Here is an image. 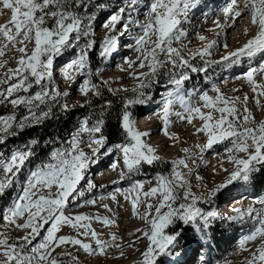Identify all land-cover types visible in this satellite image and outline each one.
<instances>
[{"label":"snow or ice","instance_id":"6c2138e0","mask_svg":"<svg viewBox=\"0 0 264 264\" xmlns=\"http://www.w3.org/2000/svg\"><path fill=\"white\" fill-rule=\"evenodd\" d=\"M198 3L199 0H150L149 4L144 5L146 20L141 23L131 15L132 11L140 7L141 0H125V6L110 15L104 23L108 32L99 44L101 58H107L115 53L130 25H137L143 32V35L135 38L136 50L138 52L144 50L143 58L137 59L140 61V67H144L147 62L149 70L147 73L135 74L139 82L136 88L132 89L134 98L123 100L121 128L126 134V142L108 146L103 152V155H108L119 150L124 167L129 172L143 162L152 164L160 159L155 154L156 150L144 140L150 133L137 129L136 121L129 110L133 105L145 103L144 98L137 94L145 87V80L150 81L163 66L164 61L159 59V54H165L174 69L189 68L193 72L205 71V68L192 67L191 60L197 56L204 60L211 55V50L217 43L216 40H206V37L200 35L198 38L206 42L189 58H185L178 48L171 46L173 40H180L185 35L180 25L187 20L190 10L194 9ZM0 4L3 9L10 10L11 13L6 23H0V57H4L10 49L20 53L16 67L8 70L6 79L0 80V84L7 85L6 89H0V103L6 102L13 109L20 106L27 108V115L19 118L15 113L6 117L0 116V143H3L7 136L15 134L16 129L22 130L31 126L32 123H40L51 115V105L47 107V110L41 109L40 105H44L46 101L58 103L60 96L68 95L67 92L61 93L56 87H49L54 72V60L66 49H72L82 37L90 35L95 13L87 14L94 0H0ZM95 6L98 9L105 7L98 3ZM81 9L84 12H81ZM245 11L250 13V22L257 30L242 46L221 57V62L235 65L243 58L251 59L257 53H264V0H244L242 8L238 0H230L223 8L225 22L241 17ZM125 13H128V20L123 23V31L117 35L116 26L123 21ZM50 22L53 23L50 24ZM214 24L220 31L226 26L219 21H215ZM150 33H154L157 38L151 49H144ZM245 33L247 34V29ZM28 43L33 44L30 53ZM224 47L227 48V44ZM92 48L93 41H89L76 57L67 63L63 72L64 78L73 83L76 82L77 76L88 77L79 87L81 95L84 96H88L89 93L93 96L101 95L99 86L91 81L93 73L89 66V52ZM6 63L7 61L0 60V68ZM129 66L131 67V64ZM101 70L97 69V74ZM259 75H264V63H261L258 68L249 67L243 73V79L252 85V92L256 94L257 105L261 104L258 97H264V83H258L256 79ZM188 78L183 71L178 75L176 72L172 73L170 83L174 88L161 100L162 109L159 119L163 124L164 135H169L167 129L172 115L180 120L186 118L189 123H192L193 114H195L203 121L202 126L196 128V132H203L207 136L205 144L197 145L199 151L204 152L212 148L214 144L229 141L231 146L227 147L226 151L229 153V161L234 163L235 168L229 172L222 183L209 192L207 200L202 201L201 197L191 192L190 184L178 170L180 165L187 166L185 159L173 160L171 172L158 176L157 186L143 193L146 198H155L157 203L153 205L151 202H146L142 214L138 213L137 206L142 203L140 190L143 185L136 182L125 190V199L131 200L133 215H140V218L150 226L148 230L136 229V232L141 233L149 242L146 250L141 254V264H158V257L173 253L180 232L170 234L166 230L176 221H182L186 225L190 223L196 225L197 230H200L199 222H203V228L206 229L210 219L217 213L204 212L197 207V204L211 203L213 197L228 189L230 185L247 181L257 165H264V120L255 122L246 106L249 100L247 94L243 97L245 115L241 119L237 108L240 97H226L220 93L219 88L214 89L215 97L203 93L200 95L202 105H193L190 99H186L182 94L183 83ZM34 86H38L40 90L30 93ZM109 91L112 90L109 89ZM125 91L128 90L125 89ZM177 101L183 107V113L173 112L172 105ZM85 103L89 104L90 101ZM59 107L66 111L69 106L62 104ZM110 107L111 101H106L102 111ZM202 108L209 111L204 112ZM213 111L221 114L218 119H213ZM249 122H252L251 126ZM103 124V118L97 119L91 126L87 118L83 119L68 142L69 146L52 152L49 162L30 173L21 194L3 215V219L8 224L19 229H30V231L16 240H11L7 233L0 232V264H60L57 256L53 255V251L65 244L79 246L89 255H104L112 247H121L120 244L115 243L119 239L115 233L111 234V240H104L100 238L96 230L91 228L90 223H85V221L96 219L109 225L115 224V220L107 216L65 215L68 201L70 199L75 201L77 197L84 196V190L78 186L85 179L88 168L98 162L97 157L106 147L107 137L103 134ZM84 134L88 135L87 148L90 152L80 147ZM31 143L35 144L36 141L33 140ZM183 151L191 154L187 148ZM233 153H244L245 157H239ZM31 155L32 150L29 147L27 150H17L11 154L10 158H0V170L3 171V177L0 178V195L13 184ZM111 166L115 169L117 164L114 162ZM225 171L228 170L225 169ZM120 179H125L124 171H121ZM95 187L92 180L88 179L87 189L90 191ZM120 191L117 188L115 193L110 194L111 199L116 200V193ZM132 193L136 195L133 196ZM86 203L95 204V200H87ZM253 203L259 204L261 211L254 217L256 223L253 230L239 241V248L249 252L246 245L259 240L260 243L250 251L246 264H264V199H254ZM104 207L107 209L108 205L105 204ZM231 211L233 214L226 216L225 219L234 222L246 216L252 217L254 209L252 206L247 209L236 207ZM24 217L26 218L22 223L17 222L19 218ZM49 224L50 227H47L46 234L40 243L33 246V241L40 235V230ZM64 224L70 225L77 230L78 236L87 239L58 235L60 226ZM136 239L138 241L140 236ZM27 249L30 251H26ZM170 264H175V261H171Z\"/></svg>","mask_w":264,"mask_h":264},{"label":"rangeland","instance_id":"374dc122","mask_svg":"<svg viewBox=\"0 0 264 264\" xmlns=\"http://www.w3.org/2000/svg\"><path fill=\"white\" fill-rule=\"evenodd\" d=\"M229 2L230 0H199L197 6L190 10L187 20L183 21V23L180 25V28L185 32V35L180 40L172 41L171 46L178 48L185 58H189L193 52L197 51H189V48H191L194 42L197 41V36L199 37L200 35H203L207 40H216L217 43L211 50L210 56L206 57L204 60H201L199 57H197L196 62L191 63L192 67L195 68H197V63H209V65L205 67V71L193 72L189 68L174 69L173 65L168 62L167 56L163 53H160L159 59L164 61L163 66L158 69L157 74L153 76L150 81L145 80V87L141 89L140 93L137 94L144 98L145 103L133 105L129 110L136 121L137 129L139 131H146L150 133V135L145 137L144 140L151 146L153 138L160 137V134L163 132L162 121L160 119L156 121L155 119L162 109V98L174 88V86L170 83L173 72H176L178 75L181 71H183L188 75L189 78L184 81L182 86V94L186 99H190L193 105H202L203 102L200 101V95L203 93H207L209 96L215 97L216 92L214 89L219 88L220 93L226 97H240V101L237 103V108L239 110L241 119L243 115H245L243 111V97L247 94L249 100L247 101L246 106L252 113L255 122L264 120V97H258L261 101V104L257 105V97L256 94L252 92V85L243 79V73H245L249 67L258 68L261 63H264V53H257L251 59L243 58L240 63L235 65L221 62V57L226 55L227 52L233 51L236 48L242 46L243 43H245L247 39L254 35L255 31L257 30L256 27L251 24L250 13L247 11L243 12L242 16L237 18V21L233 26L227 28L226 26L231 22V19L225 22L223 8L226 7ZM149 3L150 0H141L140 7L137 10L131 12L133 18L139 20L141 23L145 22L146 9L144 5ZM238 3L242 8L244 0H238ZM100 4H103L105 7L102 9L95 8L97 10H91L89 13L87 12L89 15L95 13V19L91 25L90 35L87 37H82L72 49H66L61 56L54 60V72L49 87H56L61 93L67 92L68 95L60 96L58 98V103L46 101L44 105H40L41 109L45 110L49 105H51V107L54 109L56 108L57 110H63L61 107H59V105L62 104H67L69 106L68 109L79 108L81 105H85L86 101H90L91 93L85 97H81L79 93V87L81 83L88 77L84 75L77 76L76 82L73 83L64 78V70H61L65 69L67 62H70L72 59H74L77 53L82 48H84L89 41H93V48L89 52L90 68L91 64L95 63L96 61L99 62L97 68L92 70V83L97 84L96 82H101L108 90H112L109 91L112 95H117L123 100L124 98H134L132 89L136 88L139 82L135 74L141 72L147 73L149 70L147 62H145L144 67H140V61L137 58H143V55H138L139 53L136 51V49H133L131 53L127 54L129 58L131 55L137 56L136 60L129 69V73H125L124 76V78L129 79L128 82H131L130 85L119 88L117 87L119 84L115 83L117 80H111V82L114 84L107 81L108 76L117 71L119 67L118 64H109L110 61L118 58H121L123 61L127 56L126 53L123 55L120 54L119 52L121 49L118 48L121 46V44L124 45L134 40L126 41L125 36L127 34H124L119 42L120 45L118 44L119 47H117L113 55L107 58H101L99 55V44L107 33V28L104 27V22L107 21L110 15L115 13L120 7L125 6V0H102V3ZM90 9H92V7ZM81 11H83V9H81ZM10 15V10L3 9L2 4H0V23H6L10 19ZM248 18V24L243 25L242 28H239ZM127 20L128 13H125L123 21L120 23L122 27L123 23L127 22ZM215 21L226 24L222 31L214 28ZM51 23L53 22H50V24ZM122 27H116L117 35L120 34L119 31L122 29ZM129 27L135 29V37L143 34L142 30L137 25H130ZM245 29H247V34L245 33ZM95 37L99 38V40L94 39ZM149 37L152 38V46H149V49H151L154 46L153 42H155L157 37L154 35V33H150ZM198 40L200 39L198 38ZM204 42H200L199 45L203 46ZM225 44H227V48L224 47ZM27 47L30 53L33 44L28 43ZM146 49H148V47ZM140 52L144 54L142 50ZM19 55L20 53L15 51V49H10L6 52L4 57H0V60L7 61L5 66L0 68V80L6 79L8 70L14 69L16 67L17 58ZM213 61L216 63H212ZM97 69L102 70L97 74ZM160 77L165 78V80L158 84L157 78ZM256 79L258 83H264L263 75L257 76ZM105 81L106 83H104ZM69 82H71V84H69ZM45 83H47V81H45ZM6 87L7 85L0 84V89H6ZM125 89L128 91H125ZM39 90L40 89L38 86H34L30 90V93H34L35 91ZM190 93L191 95L189 96ZM0 104L8 103L5 102ZM178 104L179 102L177 101L172 105L173 112H180L176 111L175 108ZM11 110V112L0 116L6 117L15 113L17 118H19L27 115V108L24 106H20L15 109H13L11 106ZM202 111L208 112L209 109L202 108ZM181 113H183V111ZM212 115L213 119H218L221 114L219 112L213 111ZM185 116H187V113H185ZM85 118L88 119L89 126L94 124L97 119H100L97 115L91 118L84 116L77 117L74 121L75 127L72 129V131H70L62 139L57 138L55 143H52L53 146L44 147L41 150L33 148L34 144L31 143L33 140H28L27 144H23V142H21L22 145H14L9 147L8 142L10 138H13L16 134V130L19 129L15 130L14 135L7 136L4 142L0 143V158L4 159L10 158L11 154L17 150H27L29 147H31L32 150V155L23 165L21 172L15 178L13 184L6 189L4 194L0 195V232L7 233L11 240H16L18 237H23L26 232L30 230L19 229L14 225L8 224L3 219L4 213L10 206H12L18 195L21 194L22 187L26 183L30 173L39 168L42 164L49 162L52 152L56 151L57 149L68 147V142L70 141L72 135L79 128L81 121ZM142 118H144L145 123H148H146L148 126L147 128H141L137 126V123L139 124L141 121H143ZM177 118L178 117L175 115L170 117L171 123L168 125L167 129L169 135L166 136V138L171 137V134L174 132H180L183 134V131L186 128H189L188 126L190 124H188V120H182L180 122L176 121L174 123ZM193 120L196 122V125L199 127L202 126L201 124H203V121L200 120L198 116L194 115ZM154 122H156L155 125L151 126ZM251 123L252 122H249L250 126ZM197 134L199 136H189L188 139L186 136L183 138V142L180 141V144L174 147L178 146L181 149L187 148L190 150L191 154L181 153L184 155L183 159H185V162L190 165L189 172H185V179L190 184L191 192L196 196L201 197L203 201L207 200L208 194L212 189H214L227 178L229 172L235 168V165L228 159L229 153L226 151V148L231 146L229 141L214 144L212 148H209L204 152H200L198 147L195 145L196 141L198 140V145H203L207 142V136L203 132H199ZM82 139L83 143L80 145V147L86 152H90V150L87 148V144L89 143L88 135L84 134ZM123 143L125 142H119L116 144ZM112 145L114 144L106 145V147L101 150V154L97 157L98 162L92 164L88 168L85 173V179L82 180L81 184L78 186L84 190V196L77 197V199L72 202L70 199L67 203L65 215L73 217L76 215H82L81 209L86 206V211H83L85 216H107L109 219L115 220V224H110V226H105L102 221H98L96 219H92L91 221L87 222L85 221V223H90L91 228L100 234L101 239L111 240V234L115 233L119 237L115 243L120 244L121 247H112L104 255H89L79 246L71 244L61 245L60 247L55 248L53 251V255L57 256L60 264H141L142 257L141 255H136V250H134V248L139 249L143 246H146L147 248L149 242L141 235V233L136 232V229L148 230L150 226L140 218V215H133L132 209L128 206L131 202L129 199H125V189H129L136 182H140L143 185L142 189L140 190V200L142 203H139L138 208V213L142 214L145 210L146 202H151L153 205L157 203L155 198H146L143 196V193L149 191L152 187L157 186L158 176L167 175L171 172L173 167L171 161H173L174 158H166L164 153H161L152 146L156 150L155 154L160 157V160L169 163L168 165L170 166V169L168 172L157 171L153 174H143L139 173V165L136 166L134 170L129 172L122 164L123 168H121L122 166L117 167L118 171L114 172V175L112 174L104 181L102 179L104 176L100 175V173H105L109 169L112 159H115V157L118 155H122L119 150H115L113 153L108 155H103V152L106 151V148ZM166 147L170 148V146ZM233 155L245 157L244 153H233ZM159 167L163 168L164 165H158L157 168ZM225 169L228 171H225ZM121 171L125 172V179L123 180L120 179ZM262 172H264V165H257L256 170L250 175V178L247 181H240L230 185L228 189L223 190L213 197L211 203L200 202L197 204V207L201 208V210L204 212L214 211L217 213L215 217L210 219L209 226L206 229L203 228V222H199L200 230H197L196 225L191 223L186 225L182 221H176L173 225H171L168 228L170 230H173V228H176L180 224L181 226H187L188 229L185 231H180L178 243L175 246L173 253L166 256L167 260H171L172 258H175V256H180V258L182 257V262L185 264H195L193 263V255L195 253H199L203 249L206 257L210 261V264H246V260L250 255V251L254 250L255 246L258 245L260 241L257 240L256 242H249L248 245H246L249 248V252L242 251L239 248V241L244 235L249 234L250 231L253 230L256 223L254 217L258 212L261 211V206L259 204H254L253 201L254 199H264V184L259 187L255 186L256 178H259V175H264ZM2 177L3 171L0 170V178ZM88 179H91L96 185V187L90 191L87 189ZM109 181L110 183H108ZM113 181H117V183H113ZM117 188H119L121 191L120 193H116L117 199L112 200L111 196L108 197V195L115 193ZM131 195L134 196L136 194L132 193ZM100 197H103V199L100 200ZM87 200H95V204L88 205V203H86ZM238 200H243L241 201L243 209H247L249 206L253 207L254 212L252 217L246 216L244 219L234 222L223 219L222 217L229 215V209L226 210L224 207L229 206L230 204H233L234 201ZM105 204L108 205L107 209L104 207ZM109 209H111V211H109ZM25 218L26 217L19 218L17 222L22 223ZM129 226L131 227L130 229H134L133 232L129 231L130 229H126L129 228ZM47 227H50V224L45 225V228L40 230V235L33 241V246L40 243L43 236L46 234ZM168 229L166 231L170 233ZM81 231H83V229H81ZM57 234L71 235L82 240L87 239L85 237L78 236L77 230L67 224L61 225ZM137 236H140L138 241L136 239ZM129 244H131V247H129ZM26 251H30V249H27ZM185 254H187L188 257H191V259L187 260ZM243 259L246 260L241 263ZM158 264H161L160 259H158Z\"/></svg>","mask_w":264,"mask_h":264},{"label":"trees","instance_id":"16d2710c","mask_svg":"<svg viewBox=\"0 0 264 264\" xmlns=\"http://www.w3.org/2000/svg\"><path fill=\"white\" fill-rule=\"evenodd\" d=\"M102 3V0H94V4L92 9L88 10V13L91 10H97L95 4ZM81 11V10H80ZM81 12H84L81 11ZM99 40V38H94ZM198 57V56H197ZM191 60V63L196 62V58ZM99 65V62H95L91 64V70H94ZM207 62L197 63V68H205L208 66ZM158 84L165 80V78H157ZM99 85L101 95L93 96L91 95L90 103L85 104L83 107L79 108H70L65 110H57L56 108H52L51 115L42 120L40 123H34L29 127H26L22 130H16V134L13 138H10L8 145L9 147L14 145H22L27 144L28 140H35L33 148H37L38 150L43 149L44 147L53 146L52 143H55L57 138L62 139L66 136L74 126V121L77 117H88L91 118L93 116H98L99 118L104 119V124L102 126L103 134L107 137L106 145L108 144H116L119 142H126V134L121 128V115L123 110V99L118 97L117 95H112L109 90L101 83L96 82ZM164 83V82H163ZM111 101V107L106 111H102L105 102ZM47 110V109H45ZM10 104H0V115L11 112ZM26 146V145H25ZM164 165V167L157 168L158 165ZM169 163L163 162L162 160L154 161L152 164H148L146 162L141 163L138 167L139 173L143 174H153L157 171L168 172L170 169ZM261 174V173H260ZM264 174V172H262ZM264 184V175H259V178L255 180V186L259 187ZM256 193V192H254ZM187 226H177L173 228V230L168 229L170 233L180 232L181 230H187ZM212 238V237H211Z\"/></svg>","mask_w":264,"mask_h":264},{"label":"bare ground","instance_id":"6f19581e","mask_svg":"<svg viewBox=\"0 0 264 264\" xmlns=\"http://www.w3.org/2000/svg\"><path fill=\"white\" fill-rule=\"evenodd\" d=\"M236 21H237V18L235 19V20H232L231 19V22L226 26L227 28L228 27H231V26H233L235 23H236ZM248 22H249V18L248 19H246V21H244V23L241 25V27H239V28H242V26L243 25H247L248 24ZM105 23V22H104ZM247 27V26H246ZM130 28V27H129ZM215 28V27H214ZM214 28H212V29H214ZM123 30V27H122V29L120 30V31H122ZM143 33V32H142ZM143 35V34H142ZM155 35V34H154ZM131 39V40H134V41H132V42H130V43H127V44H124V45H122L121 44V46L118 48V49H121L120 50V54H125L126 53V55L127 54H129V53H131L132 52V50L133 49H136V44H135V36L134 35H126L125 36V39L126 40H128V39ZM193 38H195V37H193ZM151 37H148V39H147V42L144 44V49H146L147 47H148V49H149V46H152L151 45ZM207 40V39H206ZM200 42H202L201 40H198V36H197V41L196 42H194V44H193V46L191 47V48H189V51H195V50H198V49H200L201 47H203L202 45H199V43ZM204 42V41H203ZM154 43V42H153ZM205 43V42H204ZM204 43H203V45H204ZM137 51V50H136ZM138 52V51H137ZM142 52H144V50L142 49ZM118 53V54H119ZM139 54L138 55H143L141 52H138ZM125 55V56H126ZM136 58H137V56L136 55H131L130 56V58H129V56L127 55L126 57H125V59L122 61L121 60V58H118V59H113V60H111L110 61V63L109 64H114V65H119V67H118V70L117 71H115V72H113L112 74H110V76H108V78H107V81L108 82H111V80H117L115 83H118L119 85L117 86V87H119V88H123L124 86H126V85H130V83L131 82H128L129 81V79L127 78H124V76H125V73H129V69L131 68L130 66H129V64H133V62L136 60ZM123 59V58H122ZM127 61V62H126ZM67 63H69V62H67ZM61 69V68H60ZM61 70H65V69H61ZM60 70V71H61ZM127 70V71H126ZM263 79H264V75H263ZM127 83H126V82ZM132 81V80H131ZM83 83V82H82ZM81 83V84H82ZM112 83V82H111ZM69 84H71V82H69ZM112 84H114V83H112ZM79 93H80V91H79ZM80 96L81 97H85L84 95H81V93H80ZM156 102V101H155ZM179 102V101H178ZM176 108V111H180V112H184V109H183V107L180 105V103L177 105V107H175ZM160 113H161V111H160ZM160 113L157 115V118L155 119L156 121L159 119V116H160ZM194 115L195 114H193V117H194ZM142 120L143 121H141L139 124L137 123V126H139V127H141V128H147L148 126H147V124L144 122V118H142ZM184 120H187L186 118L184 119ZM180 122V121H182V120H180L179 118H177L175 121H174V123L175 122ZM155 123L156 122H154L151 126H153V125H155ZM173 124V123H172ZM188 124H190L188 127L189 128H186L183 132V134H181L180 132H174V133H172L171 134V137H169V138H166V136L163 134V132H162V134H160L161 136L160 137H155V138H153V140H152V142H151V144H152V146L153 147H155L156 148V150H159L161 153H164V155L166 156V158H174V160H177V159H181V158H183V154H181V153H185L184 151H183V149H181V148H179L178 146L177 147H174V146H176V145H179L180 144V141H182L183 142V138H185L186 136H187V139H188V137L189 136H199L197 133L198 132H196V128L197 127H199L198 125H196V122H194V120H192V123H188ZM202 125V124H201ZM145 130V129H144ZM152 132V131H151ZM186 140V139H185ZM198 140L196 141V147H197V145H198ZM166 146H170V148H167ZM171 146H173V147H171ZM185 148V147H184ZM181 150V151H180ZM111 164H110V167H109V169L105 172V173H100V175H103L104 177L102 178L104 181L106 180V179H108L114 172H117L118 171V168L117 167H119V166H122V164H123V157H122V155L121 156H116L115 157V159H112L111 160ZM116 163L117 164V167L115 168V169H113L112 168V164L113 163ZM210 162H211V160H210ZM186 163V167L185 166H183V165H180V166H178V170L182 173V175L185 177V172H189V170H190V165L187 163V162H185ZM124 165V164H123ZM121 168H123V166L121 167ZM120 168V169H121ZM120 171V170H119ZM125 171V170H124ZM114 175V174H113ZM113 177V176H112ZM108 183H110V181L108 182ZM126 190V189H125ZM107 197V196H106ZM108 197H110V194L108 195ZM100 200L101 199H103V197H100L99 198ZM98 199V200H99ZM129 201L131 202V200L129 199ZM241 201H243V200H238V201H234V203L233 204H230L229 206H226V207H224L226 210H228V214L229 215H232L233 213H232V209L233 208H236V207H239V208H242V203H241ZM71 202H72V200H71ZM126 202V201H125ZM89 205V204H88ZM131 209H132V205H131V203L128 205ZM91 207V206H90ZM138 208H139V204H138V206H137ZM92 208V207H91ZM246 208V207H245ZM86 206L85 207H83V209H81V213H82V215L83 216H85L84 214H83V211H86ZM243 209V208H242ZM98 212V211H97ZM96 213V212H95ZM87 222V221H86ZM106 226V225H105ZM109 226H110V224H109ZM112 228H113V226H112ZM131 227L129 226V228H126V229H130ZM30 230V229H29ZM133 230L134 229H130L129 231H132L133 232ZM146 249V246H143L142 248H134V250H136L135 251V253H136V255H141L144 251L143 250H145ZM185 257H186V259L187 260H190L191 259V257H188L187 256V254H185ZM193 258V257H192ZM246 258V257H245ZM244 260H246V259H243L242 261H241V263L244 261ZM177 261L180 263V264H185L184 262H182V257L180 258V256L179 257H177ZM205 264H210V262L209 261H207ZM245 264V263H244Z\"/></svg>","mask_w":264,"mask_h":264}]
</instances>
